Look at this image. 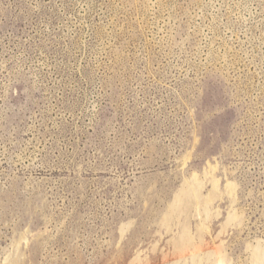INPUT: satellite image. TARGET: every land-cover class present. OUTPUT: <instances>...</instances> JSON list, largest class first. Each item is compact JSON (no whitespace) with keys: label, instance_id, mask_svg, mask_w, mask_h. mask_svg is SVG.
Listing matches in <instances>:
<instances>
[{"label":"rangeland","instance_id":"rangeland-1","mask_svg":"<svg viewBox=\"0 0 264 264\" xmlns=\"http://www.w3.org/2000/svg\"><path fill=\"white\" fill-rule=\"evenodd\" d=\"M258 248L264 0H0V264Z\"/></svg>","mask_w":264,"mask_h":264},{"label":"bare ground","instance_id":"bare-ground-1","mask_svg":"<svg viewBox=\"0 0 264 264\" xmlns=\"http://www.w3.org/2000/svg\"><path fill=\"white\" fill-rule=\"evenodd\" d=\"M196 176V175H195ZM200 182L198 183V182H195V186L194 187H192V190L190 191V190H188L187 191V193H186V198L185 199H182L181 197H180V195L177 197V201L175 202L176 203V207L178 208V209H183V207L184 206H187V205H189V203H191V201L194 203L195 202V199H197L198 200V198H197V194H198V190H199V188H200ZM217 183H216V181H215V185H216ZM230 184V183H229ZM228 184V185H229ZM213 188H214V186H213ZM230 188H232V187H230ZM186 191V190H185ZM200 195V194H199ZM200 203V202H199ZM202 205V204H201ZM175 207V208H176ZM189 207H191V206H188V208ZM176 208V209H177ZM178 211V210H177ZM184 241H186V242H189V240H188V238H186ZM256 256H257V260L259 261V263H261V264H263V262H264V249H261V248H258L257 249V252H256Z\"/></svg>","mask_w":264,"mask_h":264}]
</instances>
